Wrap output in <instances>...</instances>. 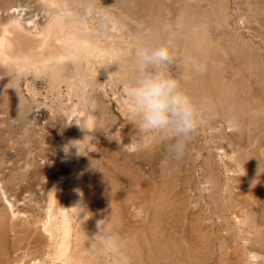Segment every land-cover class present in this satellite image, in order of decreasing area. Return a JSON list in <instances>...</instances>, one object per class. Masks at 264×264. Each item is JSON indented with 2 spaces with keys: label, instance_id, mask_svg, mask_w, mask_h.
Here are the masks:
<instances>
[{
  "label": "rangeland",
  "instance_id": "obj_1",
  "mask_svg": "<svg viewBox=\"0 0 264 264\" xmlns=\"http://www.w3.org/2000/svg\"><path fill=\"white\" fill-rule=\"evenodd\" d=\"M66 1L123 53L52 42L69 60L13 66L38 62L55 10L0 0V264H264V0ZM147 24L161 34L148 44L207 64L188 85L202 123L179 159L124 108L132 31Z\"/></svg>",
  "mask_w": 264,
  "mask_h": 264
},
{
  "label": "clouds",
  "instance_id": "obj_2",
  "mask_svg": "<svg viewBox=\"0 0 264 264\" xmlns=\"http://www.w3.org/2000/svg\"><path fill=\"white\" fill-rule=\"evenodd\" d=\"M176 65L178 71H170ZM207 70L198 50L178 55L175 44H141L132 58V74L125 88L124 108L138 131L166 144L176 159L202 123L199 101L189 83Z\"/></svg>",
  "mask_w": 264,
  "mask_h": 264
},
{
  "label": "bare ground",
  "instance_id": "obj_3",
  "mask_svg": "<svg viewBox=\"0 0 264 264\" xmlns=\"http://www.w3.org/2000/svg\"><path fill=\"white\" fill-rule=\"evenodd\" d=\"M45 4L49 5V6H52L51 8H54V13L53 12H50V13H53L54 14V17H55V20L50 24V27L49 29H47L49 31V34L45 36V40H44V45L43 47L41 48V53L42 55L40 56V59L38 60V62H36L35 60H33L32 62L30 60H26L25 57L24 59H17L14 57L12 58H9V61L11 63V65H15V66H19V67H24L26 66L27 64L26 63H29L31 64L29 66V68H33L34 67H37L38 65L45 68V69H53L55 67H58V65L60 63H65L64 61H66L68 58V55L65 54L64 52H60L59 50L56 49V46L55 44H52V42H55V43H58V44H61V45H64L65 47H75L77 49H80L84 52H89L90 51H94L97 52V51H101L103 52V50L105 51V54L107 55H110L112 58H115L116 56L115 55H119L120 57L122 56V51L121 49H117L116 46H101L99 45V43L96 41V39L92 38L91 35V31L88 29L87 26L83 25L82 22L80 21L79 17L75 16V12H73L70 8L66 7L67 5V1L66 0H45ZM82 2V1H81ZM118 2V1H117ZM116 0H111V3L114 4L112 6H115L117 4ZM124 2V1H123ZM185 2V1H184ZM74 3V2H73ZM78 3V2H77ZM145 4V3H144ZM61 5V6H60ZM72 5V4H71ZM109 5V4H108ZM118 5V4H117ZM69 6V4H68ZM125 6V5H124ZM117 7V6H116ZM119 8V7H118ZM139 8V7H138ZM48 9V8H46ZM50 9V8H49ZM189 9V8H188ZM51 10V9H50ZM17 11L18 13L21 12V10H14V12ZM110 11V10H109ZM77 12V11H76ZM120 12V11H119ZM191 12V11H190ZM115 13V12H114ZM189 14V13H188ZM225 15V13H223ZM222 15V14H221ZM52 16V14H51ZM152 16V15H151ZM216 16V15H215ZM81 17V16H80ZM160 17V16H159ZM219 17V16H218ZM221 18V17H220ZM219 18V19H220ZM139 19V18H138ZM156 19V18H155ZM189 21V20H188ZM178 22V21H177ZM85 23V22H84ZM117 24V23H116ZM130 24V23H129ZM157 24V23H156ZM87 25V24H86ZM142 25V24H141ZM160 25V24H159ZM115 26V24H114ZM186 26V25H185ZM184 26V32H181L183 33V35L186 37V34H188V30L187 27L189 26H186L185 28ZM136 27V26H135ZM144 28V27H143ZM145 29L146 31L147 30H150V32H143L142 29L139 30V32H137V30H133L132 32L133 33H138V35L141 37V44H148L150 43L151 39L153 40V38L157 39L160 37V35H157L158 34V30H156L155 28V25L152 26L151 24H147L145 26ZM120 29V28H119ZM161 29V28H160ZM99 30V29H98ZM142 30V32H141ZM204 30V29H203ZM191 31V30H190ZM193 31V30H192ZM160 32V31H159ZM195 32V31H193ZM193 32L192 35H193ZM94 33V32H93ZM96 33V32H95ZM94 33V35H95ZM181 33V34H182ZM195 34V33H194ZM179 35H177V37L179 38ZM159 36V37H158ZM189 36V34H188ZM196 36V34H195ZM5 37V36H4ZM165 37V36H164ZM176 36H172V40H174L177 45H183L182 43H185V41H183V38H179L177 39ZM192 37V36H191ZM203 37V36H202ZM98 38V37H97ZM169 38V37H168ZM188 38V37H187ZM206 39V38H205ZM158 40V39H157ZM155 40V41H157ZM161 40V39H159ZM190 40V39H189ZM154 42V40H153ZM152 42V43H153ZM192 42V41H191ZM190 42V43H191ZM198 42V40H197ZM188 43V42H187ZM8 44V43H7ZM6 44V39L5 38H2L0 40V51L3 53V54H6L7 52V45ZM138 44V43H137ZM150 45V44H148ZM215 45V44H214ZM37 46V45H36ZM178 47V46H177ZM204 48V47H203ZM65 49V48H64ZM219 49V48H218ZM67 50V49H66ZM65 50V51H66ZM198 50V49H197ZM62 51V50H61ZM122 53H121V52ZM69 52V51H68ZM101 52V53H102ZM125 52V51H124ZM8 53V52H7ZM82 53V52H80ZM85 54V53H84ZM92 54V52H91ZM97 54V53H96ZM25 55V54H24ZM27 55V54H26ZM126 55V54H125ZM17 56V55H16ZM19 56V55H18ZM82 56V55H81ZM21 57V56H20ZM31 57V56H30ZM124 57V56H123ZM19 58V57H18ZM28 58V57H27ZM125 58V57H124ZM72 59V58H71ZM76 59V58H75ZM32 60V59H31ZM69 60V59H68ZM114 61V60H113ZM71 62V61H70ZM128 62V61H127ZM248 63V62H247ZM70 64V63H69ZM73 65V64H71ZM76 65V64H75ZM80 65V64H79ZM8 66V65H7ZM8 68V67H7ZM28 68V67H27ZM64 68V67H63ZM209 68V67H208ZM120 69V68H119ZM36 70V69H35ZM117 70V69H116ZM129 70V68H128ZM130 71V70H129ZM131 72V71H130ZM248 74V73H247ZM9 75V74H8ZM206 76V75H205ZM14 78V76H12ZM208 78V77H207ZM214 79V78H213ZM250 79V78H249ZM13 82V81H12ZM211 83V82H210ZM207 84V83H205ZM209 86V85H208ZM203 87V86H202ZM208 88V87H207ZM206 87L203 89L202 88V95L205 96V97H208L210 98V101H214V100H211V97L213 96V93H212V90H208ZM199 90V89H198ZM222 90V89H221ZM216 91V90H215ZM249 91V90H248ZM195 93V92H194ZM202 97V96H201ZM230 97V96H229ZM248 97V96H247ZM204 98V97H203ZM213 99V98H212ZM222 99V98H221ZM234 99V98H233ZM209 100V99H208ZM224 100L225 104H226V109L230 110L233 108V104H231V102H228V99L226 101V98L225 99H222ZM231 100V99H230ZM246 100V99H245ZM223 102V101H221ZM218 104V103H217ZM222 105V103H221ZM236 107V106H235ZM242 107V106H241ZM248 108V107H247ZM224 109V108H223ZM235 109V108H233ZM240 109V108H239ZM237 110V109H236ZM231 112V111H230ZM238 112V111H237ZM23 114V113H22ZM116 186V185H115ZM103 197V196H102ZM52 198V197H51ZM55 198V197H54ZM108 200V199H107ZM46 228V227H45ZM48 228V227H47ZM50 230V229H49ZM48 231V230H47Z\"/></svg>",
  "mask_w": 264,
  "mask_h": 264
}]
</instances>
